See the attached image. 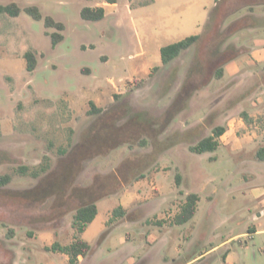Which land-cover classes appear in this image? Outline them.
I'll return each instance as SVG.
<instances>
[{"label": "rangeland", "instance_id": "rangeland-1", "mask_svg": "<svg viewBox=\"0 0 264 264\" xmlns=\"http://www.w3.org/2000/svg\"><path fill=\"white\" fill-rule=\"evenodd\" d=\"M105 1L0 0L21 9L34 5L65 26L58 31L24 11L15 17L0 12V175L11 176L0 187V264H68L50 247L72 242L75 209L98 199L99 213L83 236L91 255L85 264H132L118 254L129 247L135 260L148 251L156 258L159 248L150 247L148 236L169 235L162 254L172 256L190 233L206 238H199L196 252L239 234L206 263L226 264L227 253L235 264H264V206L249 193L256 178L238 172L249 158L244 150L220 144L198 154L182 142L159 160L150 156L162 147L160 138L173 139L174 127L200 121L183 132L185 140L211 132L202 118L209 107L201 90L229 81L227 72L214 77L223 51L237 56L244 50L238 46L264 47V33L247 30L264 26V0H116L105 4L100 20L81 17L82 7ZM169 9L183 22L163 35L155 29ZM54 31L64 38L53 47ZM193 34H201L194 45L145 73L146 64H161L157 45ZM26 51L37 60L31 72ZM184 86L189 95L162 127ZM93 99L106 114L88 113ZM150 119L148 126L144 121ZM143 138L146 146L140 145ZM83 149L87 156L80 155ZM177 172L184 175L180 186ZM179 190L199 194L195 214L183 224L174 223L185 200ZM118 198L128 206L109 221Z\"/></svg>", "mask_w": 264, "mask_h": 264}, {"label": "crops", "instance_id": "crops-1", "mask_svg": "<svg viewBox=\"0 0 264 264\" xmlns=\"http://www.w3.org/2000/svg\"><path fill=\"white\" fill-rule=\"evenodd\" d=\"M106 3L108 2L105 1L101 4V6L104 8V16L106 14V9L104 7ZM155 3L156 0H152L150 5H154ZM108 4L115 5L116 2ZM182 22L183 19L180 14L170 9L167 11L164 10V16L161 18V26L155 29V31H159V33L166 35L170 32L171 26L173 24H181ZM261 25L258 26L257 24V26H250L247 30L250 32L264 33V26ZM257 28L260 29V31L257 30ZM164 45L165 44L157 45L156 49L160 52V48ZM238 47H244V50L238 54L242 57L240 56V58L237 55L233 59L224 63L222 65V76L220 78H216V80L222 79L227 72L230 75L229 81L224 85H218V88L216 89L214 88L215 84L213 88L211 85L202 88L200 96L201 98L208 100L207 106L209 107L208 111L206 114H204V116H202V118L209 117L208 120L210 123H206V127L210 128V130L213 126L224 128L223 133L218 137V146L220 144H232L235 150H244L249 156L247 160H244L239 165L238 172L243 174L246 178H256V183L249 186V193L254 199L260 201V205L264 206V47L254 50L252 47L246 45ZM160 65H162V63L146 64L145 73L151 74L153 72V67ZM83 70L90 73L89 68H83ZM136 75H138L137 72L132 74V76ZM95 99L91 100L94 104L96 101ZM96 107H100V105H97ZM199 122L200 121L197 120L196 122H190L185 127H174L175 132L173 133V136L171 135L173 137L172 140L175 141L176 138H179L178 135H176L177 133L181 134L180 137H182V133L185 130L199 127ZM211 134L212 130L210 133H207L204 136ZM192 137L196 138L197 136L195 134L189 138L191 140H187L192 141ZM197 139L198 138H196V141ZM160 140H162V138H160ZM180 144H182V142H178L174 146L162 151L158 155L157 159L159 160L163 154L175 152L179 148L178 145ZM180 174L182 178L184 175L182 172ZM158 189L160 196L157 199L161 204L163 201L161 197L162 188L159 186ZM181 191L182 190H179L180 194L185 193V197L189 193H194L189 192V190H186V192H184V190L182 192ZM131 198L134 200L137 198V195H133ZM184 201L185 200H183L182 204ZM126 202L122 201L121 198H118L117 206H121L125 210L128 206V203ZM96 206L98 209L96 214L97 216L99 213V208L97 204ZM96 216L88 224V226L94 222ZM87 228L80 234V237L84 241L85 239L83 236L87 231ZM259 231H264V229ZM244 234H246V232H244ZM237 235L239 234L231 235L230 237L216 244L208 242L207 244H204L203 249L198 252L195 251V246L198 244V240L201 239L202 241H205L206 238H204V236L199 237L198 234L194 235L191 233L185 236L183 235V238L186 241L177 244V247L174 248L175 255L172 256L162 254L163 249L168 245L169 235L148 236L146 240L149 242L150 247L159 248L156 258H152V256H150L151 251H148L142 257L135 260V250L130 247L122 252H119L118 254H120L119 256L122 257V260L124 261L131 259L132 264H211L210 262L206 263L207 261H205V259L213 255L216 251H219L223 246L226 245V241L236 237ZM60 254L64 260L68 261L67 254L62 252ZM89 254L90 250L85 256H79L77 264H85L86 261H88V259L91 257ZM224 261L226 264H235L231 258V255L227 253L224 254ZM114 263L119 264L118 260H116Z\"/></svg>", "mask_w": 264, "mask_h": 264}, {"label": "trees", "instance_id": "trees-1", "mask_svg": "<svg viewBox=\"0 0 264 264\" xmlns=\"http://www.w3.org/2000/svg\"><path fill=\"white\" fill-rule=\"evenodd\" d=\"M219 0H215V2H218ZM108 3H115L116 0H106ZM216 6V5H215ZM22 11L30 15L36 20L43 19L44 21V26L49 28V27H54L58 31H61L65 28L64 24L60 21L54 20L51 16H43L38 7L34 5H29L21 9L16 3L10 2L6 5H1L0 4V12L1 13H6L10 16H18ZM81 17L85 20H100L104 17V8L102 6H98L95 8L89 7V6H84L81 8L80 11ZM54 31L50 33L51 36V45L54 47L56 46L60 41L63 40V34ZM201 37V34H193L190 36H187L183 39H180L178 41L166 44L160 48V59L161 63L163 65H167L173 60H175L177 57H179L182 52L192 45H194L199 38ZM237 54V53H236ZM236 54H228L226 51H223L220 54V61L222 62L218 67H216L214 71V77L215 78H220L222 76V65L226 63L227 61L233 59ZM23 57L25 59L26 63V70L27 71H33L36 67L37 60L36 56L34 55L33 52L31 51H26L23 54ZM159 68V66H154L152 71H155ZM184 97L189 95V92L185 91V86L182 87V89L179 91L177 97L174 99L170 107L165 111L166 117L164 119L162 127H165L171 119L176 115V113L182 108L180 106L181 100ZM116 98H118V95H115ZM90 109L88 110L89 114H106V110L96 107L95 104L90 101L89 102ZM142 115V114H141ZM136 116L139 118L138 120L140 121L143 116H140V113L136 114ZM209 117L205 118L206 123L209 124ZM145 120V118L143 119ZM148 124V126L152 125V120H146L144 121ZM212 134L199 137L197 141L194 142L188 141L180 137L181 134L177 133L179 138H176L178 141H174L172 139H162L160 143L162 144V147L160 150H152V153L150 156L152 159L157 160L158 155L170 148L171 146H174L178 142H188L190 143L189 145V150L194 153H203V152H209L213 151L217 148L219 142H218V137L223 133L224 128L219 127V126H213L212 127ZM184 133H182L183 136ZM148 144L147 139H141L140 140V145L141 146H146ZM82 157L87 156V151L83 149L81 151ZM11 181V176L9 174H3L0 175V187L8 184ZM175 182L177 185H180L181 182V175L177 172L175 174ZM199 200V196L196 193H189L185 197L184 203L181 205L179 212L174 216V223L176 224H183L189 219L193 217V215L196 212V207H197V202ZM96 200L87 202L85 204L79 205L76 209L74 214L72 215V222L71 225L76 231V235L74 237V240L70 242L69 244L66 245H61L58 242H54L50 249L53 251H59L62 253H65L68 255V264H77L79 260V256H85L89 252V245L86 241H84L81 237L80 234L85 231L87 228L88 224L95 218L98 209L95 203ZM112 217L109 219L111 221L113 217H121L124 215L125 210L121 206H117L113 209L112 211Z\"/></svg>", "mask_w": 264, "mask_h": 264}, {"label": "built area", "instance_id": "built-area-1", "mask_svg": "<svg viewBox=\"0 0 264 264\" xmlns=\"http://www.w3.org/2000/svg\"><path fill=\"white\" fill-rule=\"evenodd\" d=\"M112 85L117 89L118 86H116L115 84L112 83Z\"/></svg>", "mask_w": 264, "mask_h": 264}]
</instances>
